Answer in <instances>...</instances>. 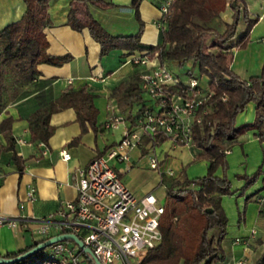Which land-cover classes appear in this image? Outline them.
Masks as SVG:
<instances>
[{
    "label": "trees",
    "instance_id": "trees-1",
    "mask_svg": "<svg viewBox=\"0 0 264 264\" xmlns=\"http://www.w3.org/2000/svg\"><path fill=\"white\" fill-rule=\"evenodd\" d=\"M50 0H23L25 12L22 19L6 26L0 31V113L9 104L7 100H22L29 96V91H21L41 75L38 66L59 67L73 60L72 56H51L48 54L49 42L44 29L52 26L48 13ZM66 25L80 32L89 29L92 39L100 47L99 57L108 55L118 49L130 53L159 51L161 63L183 66L187 61L197 67L199 76L208 79V88L213 93L211 98L213 111L209 116L211 125L203 124L194 130L193 146L200 153L195 161H207L205 176L189 179L186 168H182L175 178L165 186L164 212L159 220V231L162 240L148 251L139 264H218L225 257L223 240L227 234V217L221 206V195H232L230 180L225 175L226 152L241 138L245 132L255 131L259 143H264V66L261 74L241 79L231 69L234 50L246 48L250 32L258 18H248L244 0H173L169 6L167 27L161 33V42L156 46H141V36L144 22L141 20L139 7L143 0H132L130 7L139 29L128 36H117L108 33L102 25L90 14L88 4L102 9L113 7L104 0H70ZM232 6L234 22L225 23L224 31L217 34V40L207 44L212 29L213 20L219 19L227 6ZM243 9L246 29L235 43V30L238 25L237 15ZM189 76L194 77L190 70ZM138 76L128 82L116 86L112 93L116 105L121 111H126L127 119L133 123L134 105L142 103L143 97L139 88ZM93 95L85 88L79 90L69 87L50 102L38 107L27 118L30 130V142L48 145L49 138L54 133L50 124L53 114L62 109H71L76 114L81 133L74 138L69 146L81 143L82 136L91 128L96 132V119L99 114L93 104ZM255 104L254 122L236 126V117L243 112L246 105ZM13 117L4 118L0 122V136L5 146H0V153H11L19 177L25 171V159L17 155L16 140L12 134ZM111 146H106L108 150ZM104 150V152H105ZM98 154V157H101ZM221 168L222 176H216ZM263 173L258 169L252 175L237 176L244 181L242 191L248 190L260 179ZM264 191L262 186L254 194L245 199V205L250 198L255 201ZM243 212L239 214L242 218ZM64 232L62 234H66ZM47 240V239H46ZM46 240L33 241L28 247L16 252L0 255V259L15 258ZM70 245H75L72 241ZM50 247L38 251L35 255L24 259L30 261L40 257L38 263L48 260ZM88 264H94L85 257ZM23 262V261H21ZM20 263V262H19ZM15 263V264H19ZM13 264V263H10ZM264 264V251L256 261Z\"/></svg>",
    "mask_w": 264,
    "mask_h": 264
},
{
    "label": "crops",
    "instance_id": "crops-1",
    "mask_svg": "<svg viewBox=\"0 0 264 264\" xmlns=\"http://www.w3.org/2000/svg\"><path fill=\"white\" fill-rule=\"evenodd\" d=\"M111 3L109 9L98 8L88 4L92 17L98 21L111 35L128 36L136 33L138 23L134 17V10L130 7L132 0H104ZM163 0H143L139 7L141 20L144 27L141 36V46H156L160 43L161 33L156 26V21L161 18L159 5ZM48 7L52 26L45 28L44 32L49 42L48 54L51 56H72L69 63L52 67L48 64L38 66L39 75L31 84L21 91L31 94L22 100H7L9 104L0 113V122L4 118L13 117L12 134L16 140L17 155L25 159V171L21 177L11 161V153H0V173L4 180L0 185V215L18 217L19 204L25 201L26 185L31 183L35 187L36 202L26 203L22 213L35 218H48L64 205L65 202L76 200V182L78 169L87 166L98 154L105 153V147L113 146L122 137L124 129L130 127L127 112L121 111L112 96L116 86L128 82L137 75L138 69L128 64V54L115 49L108 55L99 57L100 47L89 34V29L77 32L66 25L67 12L70 0H50ZM23 0H0V31L6 26L19 21L25 12ZM248 13V10H247ZM248 16L250 17L249 13ZM259 23L261 17H257ZM221 19L222 16H221ZM226 23V21L223 19ZM250 32L252 36L255 26ZM252 38V37H251ZM236 40L233 39L232 43ZM235 54V53H234ZM85 88L93 95V104L98 111L96 119V132L90 128L81 138V143L69 146L70 142L81 133V128L76 121V114L71 109L61 110L53 114L50 124L54 133L49 138L48 145L30 142L27 118L38 107L56 99L62 91ZM255 104L249 103L243 112L236 117V126L254 122ZM111 110H118L126 118L125 123L118 124V128L106 127V121ZM132 114L137 113V105L132 108ZM255 131H247L237 140L229 152L226 153L225 175L230 181L232 195H221V206L227 217V234L223 240L225 260L222 264H256L264 251V204L259 206L255 197L250 198L245 205V199L254 194L262 186L264 179V143L258 141ZM19 140L25 142L24 145ZM42 145V146H41ZM0 146H5V141L0 136ZM193 148L197 153L189 152ZM62 151L70 155L69 160H64ZM106 151V150H105ZM148 140L131 152V162H139L146 156ZM160 164L159 181L166 186L170 177L164 172L171 170L175 178L182 168H186L189 179L205 176L207 161H195L200 153L194 146L189 148L170 147L162 144L157 150ZM171 158H177L179 171L172 167L162 169L163 164ZM122 165V164H119ZM121 166V177L126 173L125 166ZM134 167V164H133ZM263 173L260 179L251 188L242 191L244 181L237 176L252 175L258 169ZM219 168L216 176H222ZM233 180L235 181L233 183ZM243 212L242 218L239 214ZM20 230V231H17ZM254 232V233H253ZM24 239L23 246L17 242L18 234ZM30 229L0 227V255L16 253L28 247L33 241Z\"/></svg>",
    "mask_w": 264,
    "mask_h": 264
},
{
    "label": "built area",
    "instance_id": "built-area-1",
    "mask_svg": "<svg viewBox=\"0 0 264 264\" xmlns=\"http://www.w3.org/2000/svg\"><path fill=\"white\" fill-rule=\"evenodd\" d=\"M172 1L163 0L159 5L161 18L156 26L160 32L167 27ZM160 55L158 50L128 55L127 63L138 69L142 103L137 105L133 123L124 129L118 143L78 169L76 200L65 202L48 218L24 215L25 201L36 202L35 187L28 183L25 201L19 204L21 214L18 217L0 215V227L29 228L39 240L67 232L81 239L89 250L87 255L68 242L53 243L48 250L50 258L38 264H84L85 257L100 264H139L162 240L159 220L165 211L164 205L151 192L141 196L132 193L124 185L117 166L124 165V172L131 170L134 164L131 152L148 140L144 157L150 168L162 175L163 171H159L162 161L156 150L162 144L174 148L193 146L195 128L205 123L211 125L209 116L213 111L211 98L214 95L208 84L196 77L187 74V81H182L169 65L161 63ZM110 113L106 127L116 129L119 123H125L121 112L111 110ZM19 143L25 144L22 140ZM62 157L66 161L71 158L65 151ZM164 173L170 178L174 176L171 170ZM4 178L0 173V185ZM256 203L263 208L264 191ZM31 225L36 226V230L31 229Z\"/></svg>",
    "mask_w": 264,
    "mask_h": 264
},
{
    "label": "rangeland",
    "instance_id": "rangeland-1",
    "mask_svg": "<svg viewBox=\"0 0 264 264\" xmlns=\"http://www.w3.org/2000/svg\"><path fill=\"white\" fill-rule=\"evenodd\" d=\"M244 5L248 9L250 17L249 19L255 20L257 17H261L259 23L254 28L252 38H249V42L246 48L242 50H234L233 61L231 63L232 71L238 75L241 79L249 80L250 77L257 76L261 74L262 67L264 66V0H244ZM232 6H227V10L221 14L222 18L230 24L234 22L233 19V9ZM241 9V7H240ZM243 9L240 10V14L237 15L238 25L235 30V40L240 39L241 34L246 29V24L243 18ZM221 19L213 20L211 23V28H214L213 34L208 36L207 44H211L213 40H217L216 35L221 34L224 31L225 22ZM169 67L174 70V72L180 76L182 81L186 82L188 79L187 70H190V73L203 84H207L208 79L202 75L199 76L197 67H194L193 64L187 61L183 66L177 67L175 65H169ZM189 152L197 153L196 149L191 148ZM177 158H171L168 162L163 164L162 169H167L172 167L173 170L179 171ZM122 165L117 166V169L121 168ZM124 168V166H123ZM161 169V168H160ZM159 169V170H160ZM120 170V169H119ZM122 181L124 185L134 194L138 196L147 194L151 192L161 203H164L165 197V184L159 181L158 170H153L147 163V158L144 157L139 162H134V167L126 172L122 176ZM235 181L233 180V183ZM31 229L36 230V226L31 225ZM20 231V230H17ZM17 242L24 245V239L21 234H18ZM33 238L37 239L38 235H33ZM40 257H33L30 261L24 260L19 264H36ZM225 260V257L218 264H222ZM84 264H88L87 262Z\"/></svg>",
    "mask_w": 264,
    "mask_h": 264
},
{
    "label": "water",
    "instance_id": "water-1",
    "mask_svg": "<svg viewBox=\"0 0 264 264\" xmlns=\"http://www.w3.org/2000/svg\"><path fill=\"white\" fill-rule=\"evenodd\" d=\"M72 241L74 244L83 251V253L89 255V250L84 246L83 241L79 238H77L74 234H63L58 236H52V238L39 243L34 248L30 249L29 251H25L24 254L19 255L17 257L10 258V259H0V264H10V263H19L21 261H24V259H28L29 257L35 255L39 250L42 251L50 246H52L53 243H59L64 241ZM94 264H100L99 262L95 261Z\"/></svg>",
    "mask_w": 264,
    "mask_h": 264
}]
</instances>
